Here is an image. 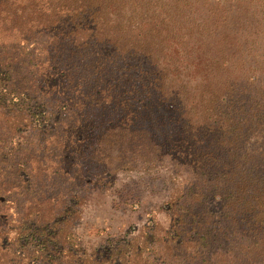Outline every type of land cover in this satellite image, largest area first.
<instances>
[{"label":"rangeland","instance_id":"374dc122","mask_svg":"<svg viewBox=\"0 0 264 264\" xmlns=\"http://www.w3.org/2000/svg\"><path fill=\"white\" fill-rule=\"evenodd\" d=\"M109 6L75 33L61 14L0 6V264H26L16 241L32 223L55 225V264L170 263L163 243L197 239L191 226L208 243L172 263L264 264V244L214 193L239 192L250 150L264 152V124L244 127L264 103V0ZM215 97L235 117L223 143L202 102Z\"/></svg>","mask_w":264,"mask_h":264},{"label":"trees","instance_id":"16d2710c","mask_svg":"<svg viewBox=\"0 0 264 264\" xmlns=\"http://www.w3.org/2000/svg\"><path fill=\"white\" fill-rule=\"evenodd\" d=\"M114 2L120 4L122 0H0V6L6 4L9 8L13 7L14 9L19 10L20 14L28 20L31 17L45 20L48 15L51 13L53 14V12H55L56 15L61 14L60 17L66 19V22H69V33L72 31L75 33L85 32L86 24H84V22L86 21H89V26L92 24H95V26L97 23L99 24L101 12L108 9L110 7L109 5H113ZM168 13L173 16L170 20H173L177 15L175 12L171 13L168 11ZM68 18L70 20H68ZM253 83L254 82L250 83V85H253ZM231 93H233V91L229 92L228 87L223 88V95H226L222 97V102L225 100L224 102L227 106L225 105L224 108H226V110L232 105L230 103L232 97ZM205 94L206 93L201 92L198 96ZM219 99V97H215L214 99H208L207 101L202 102L208 104L205 106L203 105V107L204 112L210 116L209 118H211V116L215 117L219 122L218 126H220L221 123L222 127L220 128L225 132L223 140L221 141L223 143L226 142L228 133L231 131V118L235 117L230 116V112L221 111L224 108L221 107L222 103H220L221 101L219 102ZM244 109L246 108L241 107L236 109V112L241 114ZM232 112H235L234 109ZM246 114V124L244 127L248 130L251 131V126L253 124L263 125L264 103L260 106L256 103L252 104L251 107H247ZM225 117H229V120L224 119ZM242 130L243 128H236V138L243 137V133H240ZM259 150L260 148L257 150L251 149L247 156L250 171L245 176L243 185H238L237 188L240 189L239 192L235 191L230 195L221 182H218V187L214 188V193L225 202L226 207L224 208L227 210L224 212V215H230L231 211L237 218L244 220L247 233L244 234V236L247 238V243L252 244H264V152L262 151L260 153ZM181 218L183 220L184 216ZM181 218L179 217L177 222H179ZM179 223L182 224V221ZM237 226L239 225L237 224ZM19 229L16 241L17 248L15 251L19 258H26L27 256L26 264L56 263V259L62 255L63 249L58 243L57 229L54 224L32 223L31 225L21 226ZM216 229L217 232H225L221 226ZM193 230L196 231L197 239L187 237V234L181 237V232L177 230L172 232V240H174V243H163L168 246L169 250H166L168 251V254H170L169 256L171 259H179V254L176 253L177 248L181 249L182 253H185L189 246H192L194 249L206 246L209 237L202 233L201 229L191 226L190 231ZM239 230L240 228L238 230L234 228V234L238 235ZM237 256L239 255H236L235 257ZM171 259L170 263L165 260L163 263L174 264L171 262ZM203 262H205V260H201L199 254L195 252L193 255L184 258V261L179 264H201ZM94 263L102 264L103 262L100 261L99 263Z\"/></svg>","mask_w":264,"mask_h":264}]
</instances>
